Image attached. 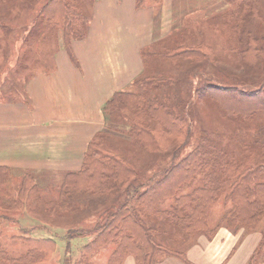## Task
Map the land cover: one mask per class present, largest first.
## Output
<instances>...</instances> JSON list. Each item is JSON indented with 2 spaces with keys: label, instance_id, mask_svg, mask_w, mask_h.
Listing matches in <instances>:
<instances>
[{
  "label": "trees",
  "instance_id": "1",
  "mask_svg": "<svg viewBox=\"0 0 264 264\" xmlns=\"http://www.w3.org/2000/svg\"><path fill=\"white\" fill-rule=\"evenodd\" d=\"M145 1L137 0V4ZM224 1L234 5L224 23L231 27L236 42L229 51L239 57L240 62L235 66L241 67L234 69L236 74L226 68L229 79L233 83L255 81L259 76V67L255 63L263 58L264 65V18L250 16L257 0ZM4 2L0 4V28H5L7 24L2 19L10 14L6 12L8 6ZM87 5V0H50L43 12L41 31L60 28L64 47L73 55L71 37L80 39L86 35L84 9ZM5 29L9 31V28ZM35 34L25 37L27 47L32 40L34 42ZM49 35L42 33L45 39ZM49 38L53 37L50 35ZM201 46L178 44L174 46L173 54L164 52L161 57L174 62L179 74L193 71L196 75L199 73L197 66L194 70L189 67L197 64L195 61L201 60L198 63L201 64L212 54L206 56ZM33 49H27V57L33 54ZM150 67L145 63L142 74L135 80L136 90L117 91L104 106L105 112H124L127 121L124 132L131 139L129 148L124 147L126 140L117 138L110 130L97 131L88 144L81 168L66 174L58 186L57 196L49 202L42 201L39 186L31 173L24 175L17 198L8 188L0 189L1 210L45 213L38 216L42 222L33 225L32 229H43L48 234L31 237V229L22 228L21 235L24 236L21 240L28 244L25 253L8 258L7 251L0 247V260L7 257L22 264H49L57 250V234L50 231L57 227L65 231L68 239L93 235L83 247L81 260L112 242L115 248L109 255L108 264H124L128 255H132L137 264H154L158 252L191 264L184 252L169 244L178 231L189 236L202 233L214 236L216 227H210L209 211L221 196L225 203L231 204L226 218L229 227L235 230L253 228L261 222L264 217V126L259 131L256 129L253 136L250 134L249 140L243 138L234 146L225 143L220 132L203 129L196 145L186 155H181L191 136L192 111L183 99L171 96L179 76L166 78L161 75L164 71L156 72L154 68L148 69ZM218 71L221 74L222 69L217 68L214 77L220 75L216 74ZM205 73L210 72L206 70ZM206 82L193 89L194 101L213 99L210 106L218 103L228 117L252 118L256 111H261L253 107L244 116L239 114L240 105L228 106L221 104L220 97L219 101L209 98L215 96L216 84ZM239 84L233 88L242 93ZM261 85V88L246 93L262 91L264 76ZM150 155L156 157L144 164L146 156ZM156 158H169V165L158 164ZM2 171L3 178L13 172L9 166H0V174ZM192 181L193 188L182 192L183 186ZM87 220L91 224L85 225Z\"/></svg>",
  "mask_w": 264,
  "mask_h": 264
},
{
  "label": "rangeland",
  "instance_id": "2",
  "mask_svg": "<svg viewBox=\"0 0 264 264\" xmlns=\"http://www.w3.org/2000/svg\"><path fill=\"white\" fill-rule=\"evenodd\" d=\"M3 1H5V5L8 6L6 12L10 13L8 15L6 14L2 19L7 24L5 28H9V31L8 29L0 28V64H3V67L6 66V62L3 61L5 55L7 58L9 52L11 57L14 56L15 53L10 50L14 46L13 42L15 35L12 34L14 29H16V31L18 30L19 36L21 34L19 42L22 45L20 53L23 62H28L30 59H33L43 65L44 62L49 61L51 50L52 57L56 54L57 50L64 47L63 34L60 28L49 26L48 28L51 27L50 30L42 29L41 31L44 23V19L42 18L43 12L46 10L50 0H0V4L2 3L3 5ZM94 1L95 0H87L88 5L86 9H84V24L86 26L93 12L91 7L93 8ZM135 2L137 1L134 0V5ZM170 4L171 8H169L167 4V8L164 9V0H146L143 4L137 5V8L145 9L148 15L152 16L155 26L154 41L157 42H152V45L143 48V50H145L143 52L144 61L148 66H151L148 69L154 68L156 72L160 70L161 73L164 71V74L161 75H164L166 78L171 75L174 78L179 76L181 80L179 79V83L177 82L174 85L175 88L171 96H175L177 99H183L188 103L192 111V132L181 155H186L196 145L198 135L203 129L220 132L226 141L225 143L231 146L236 145L243 138L249 140L250 134L253 136L256 129L259 131L260 128L264 126V89L251 95L246 92L262 87L261 81L264 76L262 66L264 67V65L263 58H259L260 60L255 63L259 67V76L255 81L250 80L248 83L243 80H238L235 81L237 83H233V81L229 79L230 77L226 68L227 70L232 69V74H236L234 69L241 68L235 66L240 62L239 57L229 51L236 42L235 39L232 38L233 34L231 27L229 24L226 26L224 23V18H228L232 14L234 5L224 0H173V3L171 0ZM58 12L59 9L57 10L56 17L60 16ZM254 15H257L255 17L262 16L264 18V0H257L254 2V11L250 16ZM255 20H258V18H255ZM256 23L259 25L261 24L260 22ZM20 27L22 31H20ZM44 27L46 26L44 25ZM30 28L33 29L31 33ZM36 32L37 34H35ZM45 32L53 37L52 46L50 45V35L46 39L42 36V33L45 34ZM34 34L37 35L35 36V40L37 41L34 44V54L27 57V49L29 47H27L28 44H24L26 43L25 37L27 35L33 36ZM73 39L74 37L72 36L71 41ZM31 42H33V40ZM178 44H185L190 47H199L202 45L201 48L204 50L206 56L212 53L211 57L206 58L201 64H198L201 60L195 61L197 64L194 63L189 67L191 70H194L195 66H197L199 73L196 75H193V71L191 74H187L186 71L185 73L179 74V70L175 68L174 62L168 59L165 60L161 57L164 56V52H169V55L173 54L172 50L175 48L174 46ZM11 57L7 58V61H12L10 60ZM165 62H167V64L164 67ZM185 65L188 67V63H185ZM217 68H221L222 72L220 74L218 71L216 74L220 75H215L214 77V71L217 70ZM3 69L4 68L1 67L0 71ZM206 70L210 73H205ZM240 72L244 73L243 70H240ZM229 80L231 83L227 85ZM204 81L205 83L208 81L209 83L214 82L216 84V88L213 89L215 96H210L209 98H214L219 101L220 97L221 104H226L228 106L233 104L240 105L239 114H243L244 116V114L253 110V107L260 108L261 111H256L252 118L228 117L223 110H220L221 107L217 105L218 103H213L214 107L210 106V103L214 101L213 99H209L207 102L201 99L198 102L194 101L193 89ZM238 83H241L239 84V89L243 91L242 93H237V88H233V85H238ZM136 89V85L131 83L124 90L134 91ZM105 116L106 125L104 129L110 130L117 138L126 140L124 147H128L131 139L129 135L124 132L126 131L124 127L127 124L124 112H105ZM115 126H118L122 130L114 128ZM141 154L140 156H144ZM155 157L154 155L146 156V160L143 161V163L147 164L153 161ZM157 160L158 164H163L165 166L169 165L170 162L169 158ZM3 175L4 172L2 171L0 174V189L4 190L8 188L12 196L17 198V193L25 174L15 171L11 174L8 173L6 178H3ZM35 180L39 186V195L43 198L42 201L49 202V200L57 196L58 186H56V184L58 182L56 179L43 180L41 178H35ZM192 188L193 181L185 184L182 188V192H188ZM42 201L40 200L39 202ZM230 206L231 204L229 202L225 203L221 196L209 211L208 222L211 228L216 227L215 236L209 237V235L207 236L205 233L189 236L184 232L178 231L173 235L169 245L175 246L180 251L184 252L185 256L189 259V256H191L189 254L190 248L194 247L196 244L203 246L205 241L203 235H205L209 239L214 237L212 240L214 241V250L211 256L206 258V264H231V262L237 260L238 256H240L239 259L241 260L242 255H244L245 264H264V217L261 222L253 228L240 227L238 230H235L233 227H229L226 220L230 213ZM41 214H29L28 212L21 211H4L0 209V247L7 251L8 258H17L23 255L28 247V244L21 240L22 236H24L21 235L22 228L25 230L31 229V237L48 235L43 229H32L33 225L42 222L40 220L41 218H39L42 217ZM84 224L88 225L91 223L87 220ZM54 232L57 234V250L51 257L49 264H108L109 255L115 248V243L110 242L99 251L81 260L83 247L93 238V235L68 239V237L64 235L65 231L63 229L53 227L50 233L55 234ZM224 233H226L222 235L224 240H220L216 237L218 234ZM228 234L231 235L227 238ZM168 255L169 254L163 252L156 253L154 258L155 262ZM8 258L6 257L4 260H0V264H22Z\"/></svg>",
  "mask_w": 264,
  "mask_h": 264
},
{
  "label": "crops",
  "instance_id": "3",
  "mask_svg": "<svg viewBox=\"0 0 264 264\" xmlns=\"http://www.w3.org/2000/svg\"><path fill=\"white\" fill-rule=\"evenodd\" d=\"M93 3L86 35L72 41L73 55L63 47L52 57L51 50L43 65L33 59L23 62L21 34L13 30L10 50L14 56L9 52L7 58L12 61L5 55L6 66L0 64L4 68L0 71V166L38 179H56L59 186L67 173L81 168L89 142L104 129L106 102L142 74L143 48L157 42L152 16L137 8L134 0ZM170 3L164 0V9L167 4L171 8ZM36 41L29 47H35ZM225 234L216 237L224 240ZM203 237L204 245H194L189 259L186 256L191 264H206L214 250V237ZM241 257L231 264H245L244 255ZM124 264L137 262L128 255ZM154 264L187 262L168 255Z\"/></svg>",
  "mask_w": 264,
  "mask_h": 264
}]
</instances>
